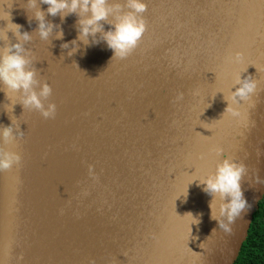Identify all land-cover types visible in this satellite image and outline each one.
Wrapping results in <instances>:
<instances>
[{
  "label": "water",
  "instance_id": "1",
  "mask_svg": "<svg viewBox=\"0 0 264 264\" xmlns=\"http://www.w3.org/2000/svg\"><path fill=\"white\" fill-rule=\"evenodd\" d=\"M144 2L146 31L120 59L102 32L88 45H72L76 29L60 25L40 0L45 20L58 26L47 40L37 32L36 9L0 0V32L7 35L0 53L17 40L8 12L32 36L23 54L36 72V91L47 82L45 107L56 105L55 118L45 119L0 82V129L14 121L24 133L4 145L22 161L0 172V264L236 261L264 196V0ZM108 3L122 8L101 22L104 31L129 11L126 0ZM236 52L240 62L229 59ZM237 74L257 83L242 121L222 116ZM225 157L246 165L240 183L249 205L230 233L211 218L227 223L220 196L200 184Z\"/></svg>",
  "mask_w": 264,
  "mask_h": 264
},
{
  "label": "clouds",
  "instance_id": "2",
  "mask_svg": "<svg viewBox=\"0 0 264 264\" xmlns=\"http://www.w3.org/2000/svg\"><path fill=\"white\" fill-rule=\"evenodd\" d=\"M40 3L47 4V13L53 17L60 16L61 21L68 15L75 14L77 37L70 43L77 45V41L88 45V37H95L96 33L102 32V39L106 42L107 47L112 50L113 57L124 59L129 56L139 45L143 34L146 31V21L143 13L147 11V4L144 0H126V6L129 11L122 12L115 23L109 24V30L104 31L102 21L108 22L109 14L113 9H121L120 4L109 5L108 0H40ZM27 8L36 9L34 18L38 22L37 32L42 40H47L53 27H58L45 20V14L42 10L37 8V0H27ZM8 17L7 29L11 30L17 40L15 43L7 45L3 52L0 53V82L11 92H21L20 103L24 109L39 111L43 118H55L56 105L55 103H48L45 107L44 100H47L52 94V87L45 82L40 86L39 92L36 91L34 85L39 82L35 79L36 72L33 69H28L26 66L31 62L23 53L25 52L23 42L30 41L32 36L29 32L23 31L22 26L12 23L10 13H6ZM33 17H28L31 24ZM63 37V30L57 33V38ZM0 38L7 39L6 32H0ZM92 43H99L98 40H93ZM62 48H68L69 44L65 43ZM77 48L73 49V52ZM69 55H72L70 52ZM242 53L236 52L230 56V60L240 62ZM112 57V58H113ZM235 91L225 96L227 107L224 109L222 116L225 113L230 114L238 121L245 119V113L242 111L243 104H249L254 107L252 97L256 94L257 83L251 77L247 76L243 79L241 74L235 77L233 85ZM183 93L176 96V100L183 99ZM14 121L0 129V172H6L12 169L14 165L19 166L22 157L17 152L7 150L4 145L11 144L16 137H23L24 133L20 131L17 125L14 130ZM217 154L223 150L215 149ZM246 172V165L243 162H236L228 157H225L217 164L215 173L207 176L200 181L203 185V191L209 196L213 197L218 194L221 198L220 216L226 218L217 219L213 214L211 218L216 220L218 227L223 229L226 233L231 232L230 225L235 220L241 217V213L249 207L246 199L243 196L241 189V179ZM88 174L94 180L98 181V176L94 172V166L88 165ZM83 194L87 196L89 193L84 190ZM264 208V201L261 202ZM211 208V203H210ZM63 212V210H61ZM191 214V213H189ZM192 215V214H191ZM197 224L199 220L197 219ZM264 227V223H262ZM264 256V254H262ZM20 259H23L21 255ZM89 264H95L92 260Z\"/></svg>",
  "mask_w": 264,
  "mask_h": 264
},
{
  "label": "trees",
  "instance_id": "3",
  "mask_svg": "<svg viewBox=\"0 0 264 264\" xmlns=\"http://www.w3.org/2000/svg\"><path fill=\"white\" fill-rule=\"evenodd\" d=\"M259 202L257 211L253 215V220L248 230V235L234 264H264V208Z\"/></svg>",
  "mask_w": 264,
  "mask_h": 264
},
{
  "label": "bare ground",
  "instance_id": "4",
  "mask_svg": "<svg viewBox=\"0 0 264 264\" xmlns=\"http://www.w3.org/2000/svg\"><path fill=\"white\" fill-rule=\"evenodd\" d=\"M23 3H26L27 0H22ZM60 19V17H59ZM76 20H77V17L75 14H71V15H68L67 17H65V19L63 20V22L61 21L60 19V25L64 26V28L68 27V28H72V29H76ZM77 31V29H76ZM92 38V36H89ZM91 38L88 39V42H90ZM91 46H87V51L88 50H91L89 49ZM92 51V50H91Z\"/></svg>",
  "mask_w": 264,
  "mask_h": 264
}]
</instances>
